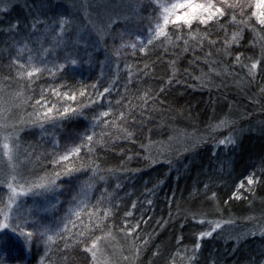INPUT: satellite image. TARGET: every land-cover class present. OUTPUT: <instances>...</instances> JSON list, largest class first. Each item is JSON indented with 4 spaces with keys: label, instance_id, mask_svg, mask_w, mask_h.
<instances>
[{
    "label": "trees",
    "instance_id": "1",
    "mask_svg": "<svg viewBox=\"0 0 264 264\" xmlns=\"http://www.w3.org/2000/svg\"><path fill=\"white\" fill-rule=\"evenodd\" d=\"M222 2L246 5L250 20L238 42L225 44V37L231 39L238 31V26L230 22V9L219 22L214 20L209 25L194 22L191 30L183 27L177 31L175 25L169 24L166 31L172 36V43L158 38L144 52L140 51L142 44L133 34L147 35L148 21L141 22L139 16L118 19L103 39L98 40V34L88 38L93 32H87L85 25L89 20L97 23L98 12L105 8L97 2L94 9H90L91 15L81 8L80 0H23L12 3L6 13H0V84L12 96L16 97L21 86L28 84L27 79L16 78L18 66L9 67L17 54L14 45L19 46L17 42L25 39L36 52L44 48L51 50L45 57L48 66L56 62L67 64L63 72L55 76L45 71L33 77L31 91H25V97L32 96L34 101L40 98L42 89L61 84L66 85L62 91L78 92L92 84L97 85L98 91L105 87L111 89L99 105L83 108L79 117L63 121L56 129L46 126L47 132H41L30 125L22 130L21 148L35 152L33 163L25 168L27 172L33 167L37 173L51 169L50 158L36 161V156L52 151L49 141L53 137L59 138L61 150L66 144L79 143V134L92 128L93 117L109 107L112 114L104 119L115 122V127L105 128L101 123L95 128L100 143L91 157L85 158L86 170L58 181L61 191L47 201L48 211L45 213V208L40 206V210L32 207L28 210V214L63 216L69 207L68 201L82 187L87 190L91 182L95 187L88 191L82 218L87 223L86 213L97 199H103L104 207H110L112 212L104 220V230H95L83 243H69L67 248L60 240L48 246L43 240H35L31 251L19 248L13 253L14 257H20L18 259L6 260V254L0 253V264H93L91 253L83 249L90 246L96 236L101 237L98 243L101 247L110 243L119 246L122 240L127 241L133 264H264L262 236L235 239L217 231L201 239L200 249L193 252L197 237L208 232L209 220L219 216L239 223L260 215L264 209V133H244L229 145L213 142L221 127L218 126L220 121L228 120L232 110L239 106L238 95L243 90L241 81L244 82L236 77L240 67L258 62L259 78L251 85L256 92L264 88V36L258 37L262 30L264 35V26L251 17L248 0H222L217 6ZM140 3L145 7L139 15L147 16L149 0H140ZM235 13L237 19H241L238 8ZM61 14L72 19L73 26L66 41L68 50L77 59L75 66L65 60L64 48L53 45L51 34L44 35V25H39L29 37L35 20L50 23ZM107 19L104 17L98 23L104 25ZM14 24L18 27L9 31ZM189 31L194 35L211 34L201 43L199 36L195 40L189 38ZM173 33L189 40L187 51L184 40H176ZM133 43L138 45L135 49L130 46ZM121 44L126 46L121 48ZM237 55L241 57L239 63H235ZM27 56L25 52L21 62H26ZM227 75L235 79L226 83ZM230 87L237 90L230 92ZM161 88L164 91H160ZM88 92L92 99H97V92L91 87ZM146 92L154 97L147 105L144 104ZM17 99L26 117V112H31L32 108ZM78 99L88 103L87 98ZM121 111L130 112L134 119L118 120ZM258 113L260 121L264 122V107L258 109ZM103 133L107 136L102 137ZM171 143L174 147L181 145L171 156H163L159 149L164 151ZM92 167L97 168L94 180ZM100 175L104 176L102 182ZM250 176L254 179L253 185L247 182ZM233 193L240 198L236 199ZM6 199V191L0 187V201ZM56 200L61 202L58 210L51 206ZM129 211L132 216L125 215ZM200 220L205 222L200 223ZM125 221L129 226L139 222L134 234V237L139 236L138 240L120 231ZM145 240L148 241L146 246ZM137 248L140 249L138 255ZM189 257L193 258L189 260Z\"/></svg>",
    "mask_w": 264,
    "mask_h": 264
},
{
    "label": "snow or ice",
    "instance_id": "2",
    "mask_svg": "<svg viewBox=\"0 0 264 264\" xmlns=\"http://www.w3.org/2000/svg\"><path fill=\"white\" fill-rule=\"evenodd\" d=\"M9 0H0V13H6L9 10ZM132 9V16L125 14L126 19H131L133 16H139V20L148 21L147 24V35L140 36L138 33L137 40L142 44L140 51L144 52L148 45H153L154 40L158 38H164L168 43H172V36L166 31L169 24L175 25L177 31L183 27H187L191 30L193 23L198 22L200 25H209L212 21L219 22L221 17H224L226 13L231 9V23H235L238 26V31L233 33L231 39L225 37V44L230 45L236 43L241 38L244 28L248 26L250 17L246 11V5L243 3L226 4L221 3L220 6L212 3V0H177L175 3L166 5L163 3H157V0H149L147 5L148 14L147 16H140L139 13L144 9V5L140 3V0H132L128 5ZM239 9V16L241 19H237L235 9ZM247 8L252 9L251 17L256 18V22L259 25L264 26V0H249ZM159 10V11H158ZM87 18V16H86ZM119 17H109L107 22L98 27L97 34L100 35L101 39L105 33H107L112 25L116 23ZM39 25H44V35L51 34L52 43L56 48H64L67 51L65 56L66 61H70L73 66L76 65L77 59L73 53L68 50L66 37L72 29V19L70 16L61 14L58 20L53 19L50 23L45 20L37 19L32 24V31L29 33L31 37L38 29ZM243 26V27H241ZM18 27L14 24L10 26L9 31H13ZM142 31V30H140ZM253 31L255 29L253 28ZM210 32H206L204 35L193 34L189 31V38L195 40L197 36L201 43L207 39ZM176 40H184L185 51L188 50L189 40L185 39L183 35L173 33ZM42 39V37L40 38ZM146 40V43L143 41ZM210 44H215V41H209ZM19 46L16 47V56L12 58L10 68L18 66L16 70V78L20 80L27 79L28 84L22 85L21 89L15 93L16 97L19 98L23 105L32 108L31 112H26V117H21L16 122L11 121V113L3 108H0V187L6 185L8 190V196L6 201H0V253H4L6 260H11L14 257L13 253L19 248L31 251L35 240H43L44 245L48 246L55 243L57 240L63 241L65 248L69 243H83L88 237H91L95 230L103 231L104 220L112 215L111 208L104 207V200L97 199L96 203L92 205V208L86 213L87 223L82 218L83 207L88 203V191L95 187V184L89 182L87 184V190L81 188L80 192L72 197L68 201L69 207L65 210L63 216L45 215L39 212L36 213H25L26 200L23 198L34 197L39 198L42 201H49L56 193L60 192L58 181L73 177L77 173H83L86 169L84 161L86 157H91V154L96 149L100 140L97 139V133L95 128L101 123L108 127H115V122L108 119L112 114V109L109 107L106 111H100L96 116L93 117L94 124L91 129L86 128L83 133L79 134V143H74L73 146H64L61 150L58 137H53L49 142L52 145V151L46 154L36 156V161H40L45 158H50L49 163L51 164L50 170H44L40 173L35 171V167L25 173L24 169L28 164H32V156L35 155L34 150L21 152V144L19 132L21 131V125L39 128L41 132H47L46 126H51L53 129L61 126L63 121L71 119L73 117H79L81 111L85 107H91L93 104L99 105L101 99L106 94L110 93L111 89L105 87L103 91H98L97 85L92 84L90 86H84L82 89L77 91H62L66 85H59L57 87H50L48 89H42L40 98L33 101L32 96L25 97V91H31V82L33 77H37L43 72L47 71L50 75L55 76L58 72H63L67 64H60L59 62L48 66L45 57L49 55L50 49L44 48L42 52L34 51L27 40L18 41ZM126 45L121 44V48ZM135 49L138 45L133 43L130 45ZM227 51V48H225ZM27 52V61L21 62L22 55ZM240 55H237L235 63L240 62ZM258 62L251 63L250 72L257 68ZM147 67V66H146ZM131 77V73H129ZM9 79V77H5ZM171 83V79L169 80ZM91 87L97 92V99H92L91 94L88 92V88ZM160 91H164L161 88ZM50 94V95H49ZM87 98L88 103L85 104L82 99ZM154 99L149 93H144V104L147 105L148 100ZM33 101L32 103H29ZM120 101H117L119 104ZM17 108L20 105L16 106ZM127 107V105H126ZM131 117V113H125L121 111L118 120H126ZM134 119V117H131ZM227 121L221 120L218 126L226 125ZM126 131V130H125ZM128 135H131L128 133ZM107 133H103L102 137H106ZM230 138H225L219 141L220 144L232 143ZM23 157V159H21ZM89 159V165H91ZM110 171V170H109ZM94 180L96 177L97 168L92 167ZM104 176H99V181L102 182ZM248 184L253 185V177L248 178ZM243 187V185H241ZM103 197V192L101 193ZM215 196V193H213ZM236 199L240 196L233 193ZM151 203V201H149ZM61 204L60 201L56 200L52 203V208L58 210V206ZM135 203L132 207L135 208ZM45 213L48 211L47 208L43 210ZM102 213V215H101ZM132 212L129 211L125 215L132 216ZM29 215L32 216L29 219ZM200 223L205 221L200 220ZM212 225L211 230L205 233H201L197 237V243L193 252H197L201 245L199 241L204 237H210L213 232L221 228L222 223H230V221L223 222H212L208 221ZM139 222L136 225L129 226L128 222L125 221L124 227L120 229L125 235L133 240H138L139 236L134 234L137 232ZM83 229V230H82ZM112 226H108V231L111 232ZM52 233L49 235L48 233ZM46 237V239H44ZM101 241L100 236H96L92 240L90 246L85 247L83 250L89 252L93 258V264L96 260V250L98 243ZM147 240L143 241L146 246ZM140 249H136V254H139ZM155 255V253H154ZM193 257H189L191 260ZM35 259V257H34ZM123 259L127 260L125 256Z\"/></svg>",
    "mask_w": 264,
    "mask_h": 264
},
{
    "label": "rangeland",
    "instance_id": "3",
    "mask_svg": "<svg viewBox=\"0 0 264 264\" xmlns=\"http://www.w3.org/2000/svg\"><path fill=\"white\" fill-rule=\"evenodd\" d=\"M23 0H9V4L15 2H21ZM218 1L222 0H215L212 1V3L218 5ZM249 1V0H248ZM82 2V7L84 10H86L85 13L88 15H91L90 9L95 7V3H99L100 5L104 4L105 8L98 12V18L100 20L93 21L89 20L88 23L85 25V29L87 32L92 33L88 35V38H93L95 35H97V28L102 26L98 22H102L104 17H119L118 19L125 18V14L132 15V9L128 7V5L132 2L130 0H80ZM177 0H161L157 3H163L166 5H170L171 3H175ZM94 6V7H93ZM159 11V10H158ZM117 19V20H118ZM108 20V19H107ZM263 30L261 32H258V37L264 36ZM101 39L100 35H98V40ZM87 40V39H86ZM85 40V41H86ZM87 42V41H86ZM264 44V43H263ZM250 66L251 65H245L244 67H240L238 70L239 74H236V77L242 78V87L243 90L238 95V102L239 106H236L232 113L230 114V117L226 123V125L221 126L217 129L216 134L214 135L213 142L216 145H229L231 143H225L220 144L219 141L225 138H230L232 141L237 139L239 136H241L244 133L247 132H262L264 133V122L260 121L258 117V109L264 107V88L261 89V91L256 92L257 89H254L253 84L256 80V78H259L257 74H259V67L257 65V68L252 72L250 75ZM245 75V76H244ZM231 76H226V83L228 81H231L235 78H230ZM250 83V84H248ZM235 91L237 88L230 87L228 88V91ZM263 98V99H262ZM20 105L19 108L16 106ZM0 108L5 109L6 111L11 113V121L16 122L21 117H24L21 104L19 103V100L17 97L9 92H7V89H5L0 84ZM30 126V125H28ZM27 126L21 125V131L24 130ZM19 132V135L21 133ZM181 144H178L177 146H173V144H168L164 151L162 149H159V152L163 156H171L173 152H175L176 147L180 146ZM21 152H25L21 148ZM23 159V157H21ZM3 166L0 165V168ZM25 173L27 171L24 169ZM6 191V195L8 196V190L6 185L2 187ZM26 200V207H25V213L28 214L29 207L35 208L37 210H40V207H46L47 201H42L39 198L34 197H26L23 198ZM212 222H223V221H230V223H222L221 228L217 229V231H222L226 234V236H229L231 238L235 239H243L244 237H251V236H258L264 238V209L262 210L261 214L249 218L245 221L241 222H234L229 219H221L219 216L213 218L212 220H209ZM210 228H208V231L211 230L212 225L208 223ZM122 243L117 246L115 243H110L106 247L101 245H98V248L96 250V260L95 264H133L131 261V251L129 249V244L127 241L122 240ZM106 245V244H105ZM127 256L128 259L125 260L123 257Z\"/></svg>",
    "mask_w": 264,
    "mask_h": 264
}]
</instances>
